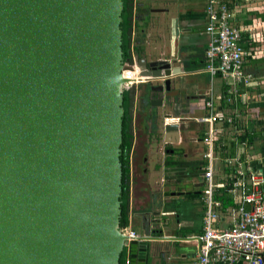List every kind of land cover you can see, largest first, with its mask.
I'll list each match as a JSON object with an SVG mask.
<instances>
[{
    "label": "water",
    "instance_id": "95a60500",
    "mask_svg": "<svg viewBox=\"0 0 264 264\" xmlns=\"http://www.w3.org/2000/svg\"><path fill=\"white\" fill-rule=\"evenodd\" d=\"M122 10L123 0H0V264H119L124 248L145 264L159 241L127 242L119 226L123 72L135 65L142 83L161 82L155 91L179 76L166 60L123 61ZM165 117L164 143L193 142L180 139L186 121ZM168 242L173 254L178 240Z\"/></svg>",
    "mask_w": 264,
    "mask_h": 264
},
{
    "label": "crops",
    "instance_id": "0c3cea01",
    "mask_svg": "<svg viewBox=\"0 0 264 264\" xmlns=\"http://www.w3.org/2000/svg\"><path fill=\"white\" fill-rule=\"evenodd\" d=\"M137 1L141 16L149 8L146 36L150 41L145 42L149 48L145 47L144 52L150 60L168 61L179 77L171 79L168 90H152L161 84L158 80L150 85L142 83V88L134 86L126 229L159 239L148 243L145 264H196L199 244L193 238L197 239L202 231L200 196L205 181L203 170L208 163L205 155L211 154L212 181L217 185L226 183L234 172V165L229 163L235 159L255 169L264 180V0H226L231 4L232 19L237 20L242 31L243 45L250 51L242 66L243 73L249 76L248 84L219 76L211 78L206 71L205 0ZM210 92L215 111L235 119L233 124L214 125L216 138L211 147L203 141L209 126L200 121L209 113L204 103ZM156 100L161 104L151 103ZM166 115L175 122L186 121L185 126L190 122L192 134L179 135L181 140L192 138V143H176L177 139L164 143L162 131L156 129V116L162 125L170 119L164 118ZM243 130L252 135L249 145L240 138ZM179 180L176 188L173 184ZM261 190L264 193V181ZM215 199L225 207L234 202L229 193L219 191ZM167 219L172 220L171 227L162 224ZM228 223V218L223 217L217 226ZM168 240H178L173 254L167 252L172 244ZM126 258L129 262L127 251Z\"/></svg>",
    "mask_w": 264,
    "mask_h": 264
},
{
    "label": "built area",
    "instance_id": "2783aa9c",
    "mask_svg": "<svg viewBox=\"0 0 264 264\" xmlns=\"http://www.w3.org/2000/svg\"><path fill=\"white\" fill-rule=\"evenodd\" d=\"M206 24L205 33L208 41L205 49V69L211 78L219 76L224 80H232L248 84L249 76L242 70L244 58L249 52L243 49L241 30L231 25L232 14L223 0H206L204 9ZM136 72L125 70L124 77L131 88L144 81ZM231 102V100H228ZM205 106L209 110L207 117L200 121L208 124L204 143L211 147L216 138V123H234L231 116L216 112L214 96L207 95ZM208 160L204 167L205 178L200 201L203 206L202 231L196 236L199 244V256L196 264H264V193L261 190L263 178L249 165L243 166L235 159L234 172L226 183L215 184L212 181L213 164L211 154L205 155ZM225 189L233 199L232 206H223L215 199L219 189ZM228 218V225L217 226L223 218ZM122 232L131 240L142 241V235L125 229ZM126 264H129L126 258Z\"/></svg>",
    "mask_w": 264,
    "mask_h": 264
},
{
    "label": "trees",
    "instance_id": "16d2710c",
    "mask_svg": "<svg viewBox=\"0 0 264 264\" xmlns=\"http://www.w3.org/2000/svg\"><path fill=\"white\" fill-rule=\"evenodd\" d=\"M223 2H225V4L228 7V10L230 11L231 4H228L226 0H223ZM205 3H206V0H205ZM145 9L146 10L145 12H143V16H141L140 15L141 11H140L137 0H123V10L121 14V18H122L121 30H122L123 61L126 63H131L135 55L139 57L144 54L146 34H147L146 27L148 25V19H149L148 18L149 8L148 9L145 8ZM236 21L237 20L234 18L231 19V25L239 28ZM241 34H242V31H241ZM242 41L239 44L240 45L242 44L243 49L246 52H249L246 56L248 57L250 55V51H248L247 46L244 47ZM204 54H205V51H204ZM204 60H205V57H204ZM134 92H135L134 87H131L129 89H126L123 93L124 115H123V128H122L121 156H120V161L122 165V193H121V198H120L121 217H120V222H119V226L121 230H125L129 226L128 199H129V182H130L129 180L130 179V152H131L132 140H133L132 106H133ZM146 105H149V104H146ZM234 122H235V119H234ZM160 135L161 134H158L157 136L158 140L160 139ZM239 135H240L241 140L245 141L248 145L252 142V135H250L249 132H247L246 130L241 131ZM219 192L221 194H225L224 193L225 189L224 188L219 189ZM119 264H126L125 248L123 249L121 253Z\"/></svg>",
    "mask_w": 264,
    "mask_h": 264
},
{
    "label": "rangeland",
    "instance_id": "374dc122",
    "mask_svg": "<svg viewBox=\"0 0 264 264\" xmlns=\"http://www.w3.org/2000/svg\"><path fill=\"white\" fill-rule=\"evenodd\" d=\"M149 29H150V28L148 27V30H149ZM148 39H149V37L146 36V41H147V42L150 41V39H149V41H148ZM146 41H145V42H146ZM145 47H146V48H149V45H145ZM146 52H147V51H146ZM144 53H145V52H144ZM144 55H145L144 58H148V55H147L146 53H145ZM137 85H138L139 88H142L144 84L141 83V84H137ZM155 97H156V95L154 96V98H155ZM150 111H151V110H150ZM157 118H158V119H157ZM161 127H162V125H161L160 117H159V116H158V117L156 116V129H157L158 131H160V130H161ZM134 227H135V225H134Z\"/></svg>",
    "mask_w": 264,
    "mask_h": 264
},
{
    "label": "flooded vegetation",
    "instance_id": "af4514ba",
    "mask_svg": "<svg viewBox=\"0 0 264 264\" xmlns=\"http://www.w3.org/2000/svg\"><path fill=\"white\" fill-rule=\"evenodd\" d=\"M134 43H135V42H134ZM135 45H136V44H135ZM135 45H134V46H135ZM144 54H145V53H144ZM144 54H143L142 56H139L138 58H139V59H140V58H144V56H145ZM134 57H136V55H135ZM147 60H150V59L147 58ZM150 61H151V60H150ZM142 93H143V92H142ZM132 122H133V120H132ZM187 123H189V128H191L190 122H187Z\"/></svg>",
    "mask_w": 264,
    "mask_h": 264
},
{
    "label": "bare ground",
    "instance_id": "6f19581e",
    "mask_svg": "<svg viewBox=\"0 0 264 264\" xmlns=\"http://www.w3.org/2000/svg\"><path fill=\"white\" fill-rule=\"evenodd\" d=\"M135 72H136V70L134 69L133 73H135Z\"/></svg>",
    "mask_w": 264,
    "mask_h": 264
},
{
    "label": "clouds",
    "instance_id": "9594fccd",
    "mask_svg": "<svg viewBox=\"0 0 264 264\" xmlns=\"http://www.w3.org/2000/svg\"><path fill=\"white\" fill-rule=\"evenodd\" d=\"M134 87V86H133Z\"/></svg>",
    "mask_w": 264,
    "mask_h": 264
}]
</instances>
